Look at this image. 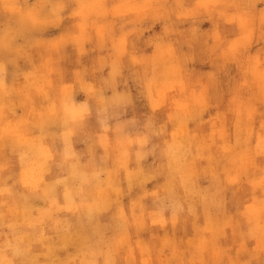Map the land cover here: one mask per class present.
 Segmentation results:
<instances>
[{"label":"clouds","instance_id":"obj_1","mask_svg":"<svg viewBox=\"0 0 264 264\" xmlns=\"http://www.w3.org/2000/svg\"><path fill=\"white\" fill-rule=\"evenodd\" d=\"M0 264H264V0H0Z\"/></svg>","mask_w":264,"mask_h":264}]
</instances>
